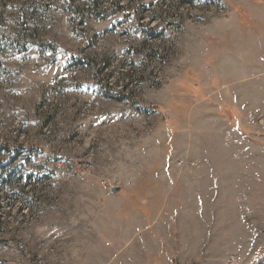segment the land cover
Segmentation results:
<instances>
[{"label":"rangeland","instance_id":"obj_1","mask_svg":"<svg viewBox=\"0 0 264 264\" xmlns=\"http://www.w3.org/2000/svg\"><path fill=\"white\" fill-rule=\"evenodd\" d=\"M73 1L0 0V264H264V0Z\"/></svg>","mask_w":264,"mask_h":264},{"label":"trees","instance_id":"obj_2","mask_svg":"<svg viewBox=\"0 0 264 264\" xmlns=\"http://www.w3.org/2000/svg\"><path fill=\"white\" fill-rule=\"evenodd\" d=\"M66 2L68 3L69 9L73 13V18H74L73 27H74V29H75V31L77 33L82 34L83 29L80 27L82 19L79 17L78 8L74 4L73 0H66ZM3 32H5V30H3ZM17 39H18V43L21 44V45H26L27 43H32L33 41L36 40V39L26 40V39H21V38H17ZM37 43L40 44V45H46V46L50 47V49H54V50L59 47L55 42H49L47 40H40ZM84 59H85L84 57L81 58V60L85 61ZM111 95L113 97H127V98H130V96H123V95H121L119 93H115V94H111Z\"/></svg>","mask_w":264,"mask_h":264},{"label":"water","instance_id":"obj_3","mask_svg":"<svg viewBox=\"0 0 264 264\" xmlns=\"http://www.w3.org/2000/svg\"><path fill=\"white\" fill-rule=\"evenodd\" d=\"M110 189H111L112 192L116 193V192L120 191L121 187L120 186H116V185H112L110 187Z\"/></svg>","mask_w":264,"mask_h":264}]
</instances>
